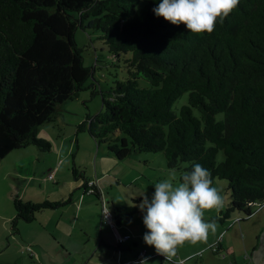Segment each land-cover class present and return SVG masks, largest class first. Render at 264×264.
I'll list each match as a JSON object with an SVG mask.
<instances>
[{
  "label": "trees",
  "instance_id": "obj_1",
  "mask_svg": "<svg viewBox=\"0 0 264 264\" xmlns=\"http://www.w3.org/2000/svg\"><path fill=\"white\" fill-rule=\"evenodd\" d=\"M159 2L0 0V160L29 145L48 151L39 127L55 123L60 105L90 89L100 93L101 109L86 113L75 134L87 132L117 160L160 152L178 178L199 163L212 182L227 180L230 192L212 219L224 222L234 211L249 217L264 202V0H239L213 32L199 34L156 16ZM78 29L98 33L113 64L125 68V79L97 91L95 68L84 63V47L75 41ZM184 93L187 102L176 108ZM71 172L85 179L86 192L83 172L74 164ZM91 187L86 195L102 200ZM139 201L115 205L113 225L130 221ZM68 202L15 195L13 232L18 221L31 222ZM212 247L219 252L220 242ZM158 256L151 264H168Z\"/></svg>",
  "mask_w": 264,
  "mask_h": 264
},
{
  "label": "rangeland",
  "instance_id": "obj_2",
  "mask_svg": "<svg viewBox=\"0 0 264 264\" xmlns=\"http://www.w3.org/2000/svg\"><path fill=\"white\" fill-rule=\"evenodd\" d=\"M97 35L98 33L93 30L82 31L78 29L75 32L76 43L84 47L82 52L84 63L95 68L94 76L97 79V91H99V89L107 90L114 79L123 80L127 74L122 65L115 66L116 63L108 55L101 41L97 39ZM186 102L187 93H184L176 100L174 106L179 108ZM60 106L63 107L56 116V122L43 123L39 127L37 135L46 138L50 143V149L51 146H58L60 142L67 149L69 146H73V153H76L73 160L75 165L80 172L82 171L86 173L87 177L92 178L97 183V187L99 184L102 203L99 202L100 200L93 199L92 196L86 198L88 202L84 208L88 211L82 213V217L85 218L82 222H77L72 237L67 240L52 227L57 218L61 216L60 211H52V209L36 213L35 219L31 222L18 221L16 223L17 231L13 232L11 218L14 214L12 199L15 196V189L11 186L8 192L9 179L3 174L4 170L10 168L11 163L8 164V162L12 155L4 161L0 160L1 264H71L74 259L79 258L81 249L86 248L80 242L86 243L88 248L94 246V241L85 239L83 233L86 232L92 236L98 225L100 209L102 213V205L110 213L115 205L126 206L132 203V199H140L141 201L140 193L142 192L150 198L154 192L153 184L155 182L167 178L172 171L176 172L177 177L179 176L176 169L166 167L164 156L160 152H132L124 159L117 160L107 152L104 143L97 146L87 132L75 134L76 125L84 119L86 113L93 115L101 109L99 92L91 94L90 89L83 90L77 99L66 101ZM29 146V148H34L42 154L49 155L47 151H42L33 145ZM222 157L223 153L220 152L217 158L220 160ZM56 158L63 161V167L66 165L71 167L72 155L59 153ZM68 171L70 178H73L72 172ZM46 173V170L41 169L34 176L35 178L31 177L34 179L32 183L40 182L42 185L48 183L50 186H56V184L52 185V181L45 180ZM28 181L27 179L21 181L20 179L19 184ZM213 186L218 188L224 197V207L221 209L224 210L230 200L227 180L217 178L214 180ZM31 190L30 186L26 192L29 193ZM140 201L136 204L139 205ZM93 206H96L97 209H94ZM68 208L69 211L74 212V205H70ZM218 214L219 212L216 210L205 211L204 219H212ZM6 215L12 216L5 220ZM142 216L141 210L133 215L129 221L131 226L129 232L131 235L133 234L134 239L138 240L141 249H146L147 257L152 255L153 262H157L159 256L155 254L154 248L146 245L143 241V235L147 229L143 225ZM62 217L68 218L69 220H67L70 222L73 221L69 212ZM48 219L50 220L46 225ZM216 223L217 230L214 234L209 233L207 243H185L177 249L175 258L178 264H198L192 262L197 259L200 261L202 256L208 257L211 261L210 264H264V202L258 203L249 217H246L245 213L241 211H234L229 218L224 219V222L216 221ZM80 229H83V232H79ZM216 241H219L221 245L219 252H213L210 248ZM60 242H65L73 257L63 253L59 247ZM27 246L32 248L36 253L35 256L32 257L27 252ZM200 253L202 254L200 255ZM189 256L192 257L187 259ZM139 261L140 259H137L135 264H139Z\"/></svg>",
  "mask_w": 264,
  "mask_h": 264
},
{
  "label": "clouds",
  "instance_id": "obj_3",
  "mask_svg": "<svg viewBox=\"0 0 264 264\" xmlns=\"http://www.w3.org/2000/svg\"><path fill=\"white\" fill-rule=\"evenodd\" d=\"M238 4L239 0H160L153 12L173 25L184 24L189 32L211 33L217 22L222 23ZM153 187L150 198L140 193L138 207L147 229L143 241L168 264H177L179 247L185 243H207L209 233L216 232V220H205L204 213L219 212L224 207V197L213 186L209 170L199 163L179 178L175 171L170 172ZM139 264H149V258L142 257Z\"/></svg>",
  "mask_w": 264,
  "mask_h": 264
},
{
  "label": "crops",
  "instance_id": "obj_4",
  "mask_svg": "<svg viewBox=\"0 0 264 264\" xmlns=\"http://www.w3.org/2000/svg\"><path fill=\"white\" fill-rule=\"evenodd\" d=\"M61 107L63 106L58 107L57 114L61 112ZM29 147L30 146H26L17 150H12L3 159H1V161H4V159L12 155L9 158L8 162V164L11 163L10 168L4 170L3 172L4 176L9 179L8 184L10 185L8 187V192L12 186L15 189V195H18L23 200L32 202H42L44 200L63 201L69 198V202L67 204L52 210H57L61 213V216L57 218L52 227L55 231L62 235L65 240L70 239L72 237L74 227L77 226V222H82L85 218L82 217V213L83 211H88V209L84 208V206L88 202L86 198H90L88 195H86L85 187L83 186V184L85 183V179L81 177L70 178V173L68 170L71 171L72 165L70 168L68 167V165L63 167V161H60V159L57 160L56 158L59 153H64V155L70 154L72 155L71 164L75 165V162L73 160L74 154L76 153H73V146H69L67 149V147L63 146L60 142L58 146H51V149L47 151L49 152V155L45 153L42 154L38 150H34V148ZM41 169L46 170L47 173H53V179H48L46 173L45 180L52 181V185L56 184V186H50L48 183L45 185H42L40 182H37V184H35L34 182L32 183V181L34 180L33 178H35L34 176H36L37 172H39ZM83 175L85 176L87 181L92 182L101 193L99 184L97 187V183H95L92 178L87 177L86 173L84 172ZM20 179L21 181L22 179H27L29 181L25 182L24 184H19ZM30 186L32 190L27 193L26 191ZM93 199L99 201L96 198ZM102 200H100L99 202L102 203ZM70 205H74V212H72V210L69 211L68 207H70ZM93 208L97 209L96 206H93ZM68 212L73 220L72 222L68 221V218L62 217L65 213ZM101 215L102 213L100 209L98 225L96 226L94 233H92V236L86 232L83 233L85 239L94 241V246H92V248H88L86 243H84L83 241L82 243L80 242V244H83V246H85L86 248H83L84 250L81 249V255L79 256V258L74 259L71 264H135L137 262V259L141 260L142 257L148 256L146 249H141V245L139 244L138 240L132 237L133 234H130L129 231L131 229V226L129 221L124 222L121 225H113V221L112 224L103 222L104 220ZM10 216L12 215H6L5 220H8ZM50 219L46 221V225H48ZM80 231L83 232V229H80L79 232ZM121 231L123 233H120ZM118 237H123V240L118 241ZM59 247L64 254L66 253L68 256L73 257L67 249V245L65 244V242H60ZM220 249H218V251ZM143 250H145L144 254H142ZM30 253L32 257L36 255L32 248ZM152 257V255L149 257L150 264L153 262ZM197 260H194L192 263L210 264L209 262H211L209 261L210 259H208V257L206 258L204 256L200 258V261Z\"/></svg>",
  "mask_w": 264,
  "mask_h": 264
},
{
  "label": "built area",
  "instance_id": "obj_5",
  "mask_svg": "<svg viewBox=\"0 0 264 264\" xmlns=\"http://www.w3.org/2000/svg\"><path fill=\"white\" fill-rule=\"evenodd\" d=\"M47 177L48 179H53V173L52 172H48L47 173ZM93 185L92 182H88V188H87V191L86 193H90L93 191V188L91 187ZM102 218L104 220V222H108L110 224H112V219H111V215L110 213L108 212V210L104 207V205H102ZM123 240V237H118V241H121ZM213 250V252L216 250L215 247H212L211 248ZM26 250L29 252V254H31V248L29 246H27ZM145 250L142 251V254H144Z\"/></svg>",
  "mask_w": 264,
  "mask_h": 264
}]
</instances>
